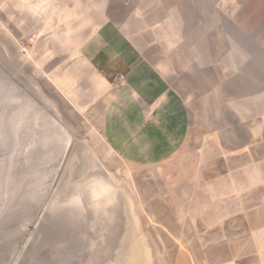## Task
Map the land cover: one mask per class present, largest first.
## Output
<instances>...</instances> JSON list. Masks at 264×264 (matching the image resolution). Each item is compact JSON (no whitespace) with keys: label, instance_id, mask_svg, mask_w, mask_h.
<instances>
[{"label":"crops","instance_id":"obj_1","mask_svg":"<svg viewBox=\"0 0 264 264\" xmlns=\"http://www.w3.org/2000/svg\"><path fill=\"white\" fill-rule=\"evenodd\" d=\"M39 1L44 23L41 30L28 17V67L66 104L61 117L87 123L92 141L76 145L90 162L105 164L102 151H111L126 166L156 169L173 215L171 227L159 225L172 231L170 245L161 241L165 264H264V0ZM5 21L2 46L21 30L20 20ZM0 54V66L18 76ZM4 104L5 147L20 113H4ZM86 180L74 193L96 184L111 210L106 221L116 223L110 183ZM200 245L201 254L192 248ZM208 247L226 250L212 257Z\"/></svg>","mask_w":264,"mask_h":264},{"label":"rangeland","instance_id":"obj_2","mask_svg":"<svg viewBox=\"0 0 264 264\" xmlns=\"http://www.w3.org/2000/svg\"><path fill=\"white\" fill-rule=\"evenodd\" d=\"M44 8L42 1L40 2L39 0H0V42L2 20H7L5 23L9 24V26H12L11 20L13 19L21 22V30L18 35L16 31L14 34L17 39L12 41L4 33L7 37H4V42L7 43H4L3 46L0 44V50L3 49L5 51L7 61L10 64L13 62L16 65L19 75L12 78L11 69L6 70L0 66V83H5L0 85L3 86L7 93L14 94L10 96L12 101L10 104H6L5 109L16 110L20 113L18 126L21 127L18 129L19 133L23 131L26 133L27 127L25 126L28 121L33 123V118H35L34 122L39 125L41 118L38 115L42 117L50 113L57 123H61V120L63 123L64 121L68 123L72 134L71 136L68 131L71 148L67 149L61 164L54 165L52 163V166L48 167L47 156L43 150H32L34 153L32 158H30L32 154L29 151L25 152L24 155L21 153L24 151L19 149V146L23 145V142H28L30 137L25 133L19 134L16 139L18 144H15V141V143L7 144L4 147L0 142V175L6 171V173H9L7 175L14 173V175L19 174L24 177L23 181L15 187L20 189V191L28 188L35 189L37 193H40L45 189H50L49 200L51 197L59 195L61 189L70 191L74 183H86V179L99 178L110 183L117 198L118 211L115 218L116 223L107 224L108 230H105L103 237L107 236L109 241L121 242V245L100 247L96 254L97 262L94 264H165L164 254H166V248L161 244V241L165 240L170 245L172 231L162 229L159 225L162 223L164 226L171 227L173 215L168 212L165 188H163L161 182L156 180V169L152 167L126 166L111 151H102L104 153V161L101 160L106 165L90 162V154L83 149L77 150L76 145L78 140L92 141L91 130L88 128L87 123L77 116L67 117V119L61 117L59 112L62 110V112L65 111L66 113V104L43 78L37 67L36 70L28 67L29 59L31 61L33 59L31 57L32 53L29 52L30 41L26 31L28 17L35 14L36 25L41 29L44 23ZM5 27L7 30L10 29L8 26ZM11 37L13 36L10 33L9 38ZM8 41L12 42L8 43ZM0 57H2L1 54ZM13 79H15L14 85H8L7 81L11 82ZM3 103H6L5 100ZM54 114H57L58 118ZM62 125L65 126L64 124ZM31 129L36 128L31 127ZM72 141L74 142L73 144ZM17 155L21 158L17 159ZM114 156L117 158H114ZM28 160L34 167H27ZM73 165H75L74 169H71ZM28 168H31V170L35 169V173ZM69 169L71 170L70 173ZM145 176L150 179L146 180ZM64 183L65 185L63 186ZM7 185L0 180V215L9 203V201H6V189L11 187ZM9 198H14V202L17 201L14 194L11 197L9 196ZM121 209L128 216L121 215ZM129 211L130 213L127 214ZM42 213V210L37 212V214H41V217L38 215L32 226H37L36 223L42 220ZM34 237L35 233L33 229H30L21 241L11 264H16L22 255L25 254ZM191 238L196 239V235L192 232ZM127 242H130V245L125 244ZM168 248L170 250L171 246ZM192 248L198 250L200 254L204 251L202 245L192 246ZM225 250L226 247L207 248V252L212 257H215V254H223Z\"/></svg>","mask_w":264,"mask_h":264},{"label":"water","instance_id":"obj_3","mask_svg":"<svg viewBox=\"0 0 264 264\" xmlns=\"http://www.w3.org/2000/svg\"><path fill=\"white\" fill-rule=\"evenodd\" d=\"M1 85L0 106L4 100L7 104L9 98L12 99L10 96L14 95L7 93ZM5 106L7 105L4 104V108ZM3 111L7 113V109ZM38 117L41 118L39 125H36L35 118H33V123L25 126L27 127L26 133L25 131L19 133V128H17L14 136L10 135V137L14 138L15 142L19 134H27L30 140L23 142V145L19 144V149L24 151L21 152L23 155L29 151L32 154L30 158H32L34 156L32 150H43L47 156L48 167H51L52 163L59 165L68 149L70 140L68 134L65 130L62 132L59 122L57 123L49 116L38 115ZM6 123V117H4L5 126ZM31 127L36 129L32 130ZM15 144H18L17 141ZM19 158L21 157L17 155V159ZM28 161L27 167H34L30 161L28 165ZM28 169L31 170V168ZM31 171L35 173V169ZM7 174L9 173L5 171L0 175L1 182L11 187L6 189V201L9 203L0 215V264L12 263L21 241L30 229H33L35 237L16 264H94L97 262V252L100 247L104 248L106 245L92 243L101 242L107 238L103 235L105 230H108L106 226L110 222L106 219L110 217L111 210L109 213V204L104 193H97L95 190L96 184L80 187L76 193H74V188H71L74 190L70 192L72 195L67 189H61L59 195L49 200L50 189H45L40 193L28 188L20 191L15 187L23 181L24 177L19 174L14 175V173ZM13 194L17 198L15 202L14 198H9ZM89 194L95 196L91 204L86 199ZM102 196H105L104 201ZM41 210L42 220L36 223L37 226H32L36 217L38 215L41 217V214H37Z\"/></svg>","mask_w":264,"mask_h":264},{"label":"built area","instance_id":"obj_4","mask_svg":"<svg viewBox=\"0 0 264 264\" xmlns=\"http://www.w3.org/2000/svg\"><path fill=\"white\" fill-rule=\"evenodd\" d=\"M120 80L122 81L123 80V77H120Z\"/></svg>","mask_w":264,"mask_h":264}]
</instances>
